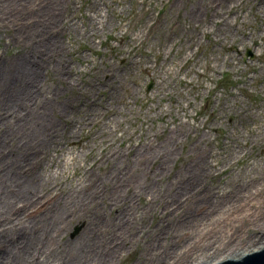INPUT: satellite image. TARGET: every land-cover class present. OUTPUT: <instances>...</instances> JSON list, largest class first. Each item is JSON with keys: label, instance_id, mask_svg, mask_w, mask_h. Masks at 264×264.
<instances>
[{"label": "rangeland", "instance_id": "1", "mask_svg": "<svg viewBox=\"0 0 264 264\" xmlns=\"http://www.w3.org/2000/svg\"><path fill=\"white\" fill-rule=\"evenodd\" d=\"M216 7L211 0H72L69 10L63 12L70 28L56 39L65 46L64 57L74 73L70 86L59 82L63 88L59 98L74 102L84 93L79 88L95 83L92 107L97 110L90 113L87 104L80 105L77 113L70 114L73 124L61 118L62 130L71 133L58 136L49 147L42 173L57 182L62 180L64 186H79L84 169L101 172L112 164L113 160L99 165L93 160L106 137L127 153L129 174L139 168L146 174V170L152 172L154 189L162 197L148 210L143 207L144 196L134 200L144 220L128 234L123 249L130 248L114 264H132L136 259L148 263L150 254L141 257L144 242L160 228L166 229L161 235L166 245L154 246L152 256L160 255L158 251L170 247L176 238L179 241L161 264L164 260L174 264L181 255V247L191 236L172 224L184 208L175 210L170 205L159 215L157 203L166 202V192H174L170 181L195 156L201 152L209 155L210 171H216L205 179L210 189L222 188L232 179L249 178L264 164V0H225L217 11ZM10 13L13 17L18 14L13 6ZM17 27L12 21L8 26L0 24L2 57L18 50L20 43L7 44ZM247 48L252 58L244 57ZM109 70L112 78L107 77ZM50 74L42 72L41 79L53 87L57 78ZM105 82L122 89L110 91L102 85ZM85 113L88 120L83 121ZM148 149L150 159L142 156L141 166H135L137 152L143 154ZM155 169L165 173L157 178L160 173L153 174ZM162 183L166 191L158 187ZM231 189L228 186L226 191ZM97 201L88 209L104 204L101 198ZM227 221L230 224L231 217ZM66 225L69 230L63 231V239L75 237L82 228L76 218ZM104 231H112L111 225ZM261 241L264 236L233 253ZM223 254L227 253L217 256ZM214 258L212 255L197 264Z\"/></svg>", "mask_w": 264, "mask_h": 264}, {"label": "bare ground", "instance_id": "2", "mask_svg": "<svg viewBox=\"0 0 264 264\" xmlns=\"http://www.w3.org/2000/svg\"><path fill=\"white\" fill-rule=\"evenodd\" d=\"M224 1L211 0L217 3L215 11ZM71 3L72 0H0V24L18 23L16 35L8 37L7 44L20 43L12 54L0 55V264H114L130 248L123 249L128 234L144 220L134 200L144 196L143 207L148 210L152 202L162 199L154 189L152 172L146 170V174L139 168L129 174L127 153L124 150L122 153L106 137V144L100 145L102 149L93 160L98 165L113 160L112 164L101 172L84 169L79 186H64L62 180L57 182L42 173V167L48 164L49 147L58 136L69 137L71 133L62 130L61 118L69 120L80 105L87 104L90 113L97 110L92 107L96 101L95 83L79 88L84 93H79L74 102L59 98L63 89L59 82L73 84L70 80L74 72L64 57L65 46L56 39L70 28V21L62 15ZM12 6L17 16L10 13ZM44 71L57 78L53 87L41 79ZM113 75L111 70L107 72V77ZM102 85L110 91L116 90L115 93L122 89L109 86L108 82ZM81 120H88L87 113ZM73 123L72 116L69 124ZM149 151L137 152L135 166H141L142 156L150 159ZM151 151L156 153L155 149ZM208 157L206 152H201L178 170L170 181L174 192H166V202L157 203L161 207L159 215L170 205L175 210L184 208L172 226L189 231L191 241L181 247L180 256L177 257L178 251L175 253L174 264H197L215 255L216 258L204 263L210 264L264 246L261 241L239 254L233 253L239 246H247L264 236V204L261 206L264 164L249 178L245 176L239 182L232 179V183L222 188L210 189L205 186V179L216 171L211 173ZM162 172L165 173L163 169L153 170V174L160 173L157 178L162 177ZM228 186H232L230 191H226ZM158 187L166 191L163 183ZM99 198L104 204L88 209ZM217 205L221 206L216 209ZM251 210L255 212L252 214ZM73 218L82 223V228L75 237L63 239V231L69 230L67 221ZM220 220L223 223L219 225ZM110 225L112 231H104ZM165 230L158 229L144 242L141 257L150 254V261L136 259L132 264H161L172 253L179 238L170 241V247L161 253L158 251L160 255L152 256L154 246L166 245L162 240L165 236L161 237ZM221 253L227 254L217 256ZM162 264H168V260Z\"/></svg>", "mask_w": 264, "mask_h": 264}, {"label": "water", "instance_id": "3", "mask_svg": "<svg viewBox=\"0 0 264 264\" xmlns=\"http://www.w3.org/2000/svg\"><path fill=\"white\" fill-rule=\"evenodd\" d=\"M213 264H264V246L240 257L226 258Z\"/></svg>", "mask_w": 264, "mask_h": 264}]
</instances>
